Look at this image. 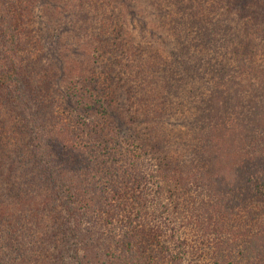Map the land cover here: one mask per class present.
I'll return each mask as SVG.
<instances>
[{
	"label": "trees",
	"instance_id": "trees-1",
	"mask_svg": "<svg viewBox=\"0 0 264 264\" xmlns=\"http://www.w3.org/2000/svg\"><path fill=\"white\" fill-rule=\"evenodd\" d=\"M0 264H264V0H0Z\"/></svg>",
	"mask_w": 264,
	"mask_h": 264
},
{
	"label": "rangeland",
	"instance_id": "rangeland-1",
	"mask_svg": "<svg viewBox=\"0 0 264 264\" xmlns=\"http://www.w3.org/2000/svg\"><path fill=\"white\" fill-rule=\"evenodd\" d=\"M133 28V32L135 33V34H138V35H140V29H139V24H138V22H136V23H133L132 25H131V29ZM144 36H146V37H148L149 36V33L148 34H145ZM55 41L53 40V41H48V45H47V47H48V49L50 50V53L52 54H55V52L56 53H59V52H61V56L60 57H63V55L64 54H67V53H69L70 54V56H72L74 59L76 58V59H79V57L75 54V55H71V52H69L67 49H64V48H62L61 46H57L56 45V43H54ZM71 46L73 47V44H71ZM71 46H69L68 48H71ZM65 50V51H64ZM49 53V54H50ZM64 85L62 84V87H63ZM177 118H179L178 117V115L176 116V119ZM175 119V120H176Z\"/></svg>",
	"mask_w": 264,
	"mask_h": 264
}]
</instances>
